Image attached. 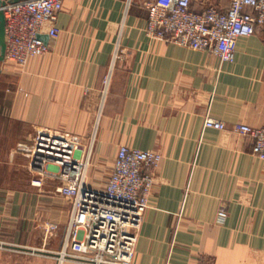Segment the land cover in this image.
<instances>
[{"label":"crops","instance_id":"obj_1","mask_svg":"<svg viewBox=\"0 0 264 264\" xmlns=\"http://www.w3.org/2000/svg\"><path fill=\"white\" fill-rule=\"evenodd\" d=\"M157 0H63L49 51L0 76V264H89L58 257L72 210L54 182L34 187L19 150L43 128L92 144L88 185L107 186L120 147L162 160L132 264H264V161L237 124L264 126V28L224 63L151 38ZM228 0H192L196 12ZM207 117L226 130L204 127ZM226 209L224 223L219 211ZM59 224L47 238L43 227Z\"/></svg>","mask_w":264,"mask_h":264},{"label":"built area","instance_id":"obj_2","mask_svg":"<svg viewBox=\"0 0 264 264\" xmlns=\"http://www.w3.org/2000/svg\"><path fill=\"white\" fill-rule=\"evenodd\" d=\"M132 0H128L130 4ZM223 11L209 5L192 10V0H157L147 5L148 35L197 51H207L224 63L236 59L238 41L264 28V0H228ZM63 0H26L0 6L4 12L8 40L3 64L25 68L31 58L44 56L50 49L41 36L57 38ZM205 128L226 130L221 120L207 117ZM234 130L250 137L253 154L264 161V126L237 124ZM30 160L34 175L31 184L43 188L54 182L56 194L72 202L65 239L59 259H75L89 264H132L138 231L149 208L155 187V173L163 156L158 150L120 147L106 188L88 185L92 149L81 148L79 137L69 131L43 128L30 146L20 149ZM228 213H218L224 223ZM47 238L55 236L59 224L43 227Z\"/></svg>","mask_w":264,"mask_h":264},{"label":"water","instance_id":"obj_3","mask_svg":"<svg viewBox=\"0 0 264 264\" xmlns=\"http://www.w3.org/2000/svg\"><path fill=\"white\" fill-rule=\"evenodd\" d=\"M21 1L26 0H0V6H4L7 3H18ZM5 26H6V20L4 12H0V76L2 73V65L5 61L6 52H7V46H8V40L5 36ZM45 40V42L48 44L49 36H41Z\"/></svg>","mask_w":264,"mask_h":264},{"label":"rangeland","instance_id":"obj_4","mask_svg":"<svg viewBox=\"0 0 264 264\" xmlns=\"http://www.w3.org/2000/svg\"><path fill=\"white\" fill-rule=\"evenodd\" d=\"M70 132V131H69ZM72 133V132H71ZM78 136V135H77ZM79 137V136H78ZM79 141H80V145H81V148L85 150V152L88 154V152H90V150L92 149V144H90V146H88L86 148V146L82 143V139L81 137H79ZM22 147V145L20 146Z\"/></svg>","mask_w":264,"mask_h":264}]
</instances>
